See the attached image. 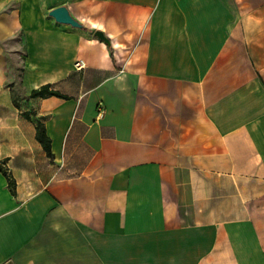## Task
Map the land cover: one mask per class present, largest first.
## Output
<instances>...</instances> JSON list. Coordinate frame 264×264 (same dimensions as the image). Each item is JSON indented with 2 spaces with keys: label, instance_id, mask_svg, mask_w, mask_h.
<instances>
[{
  "label": "crops",
  "instance_id": "0c3cea01",
  "mask_svg": "<svg viewBox=\"0 0 264 264\" xmlns=\"http://www.w3.org/2000/svg\"><path fill=\"white\" fill-rule=\"evenodd\" d=\"M0 162V264H264V0H0Z\"/></svg>",
  "mask_w": 264,
  "mask_h": 264
},
{
  "label": "trees",
  "instance_id": "16d2710c",
  "mask_svg": "<svg viewBox=\"0 0 264 264\" xmlns=\"http://www.w3.org/2000/svg\"><path fill=\"white\" fill-rule=\"evenodd\" d=\"M49 95L67 97V95L59 92L56 89L51 88L50 84H43L39 88L33 89L29 94V96L31 97H36V96L44 97V96H49ZM22 115L26 118H30V114L28 112H22ZM35 128H36V133H35L36 139L40 142L46 154L49 157H52L53 154L51 153V150H50V137L46 134L44 122L39 119L36 120ZM0 171L6 176L10 191L13 194H15L16 192L15 180L12 177V175L8 172V170L4 167L2 162H0Z\"/></svg>",
  "mask_w": 264,
  "mask_h": 264
},
{
  "label": "water",
  "instance_id": "95a60500",
  "mask_svg": "<svg viewBox=\"0 0 264 264\" xmlns=\"http://www.w3.org/2000/svg\"><path fill=\"white\" fill-rule=\"evenodd\" d=\"M49 15L52 16L56 21L60 23L70 24L72 26L80 27L82 23L76 20L69 12L65 5H59L51 8L49 10ZM94 35L110 44V39L104 34L103 31L96 29L94 30Z\"/></svg>",
  "mask_w": 264,
  "mask_h": 264
},
{
  "label": "rangeland",
  "instance_id": "374dc122",
  "mask_svg": "<svg viewBox=\"0 0 264 264\" xmlns=\"http://www.w3.org/2000/svg\"><path fill=\"white\" fill-rule=\"evenodd\" d=\"M12 95L14 97V100H20L21 99V96L16 91L12 92Z\"/></svg>",
  "mask_w": 264,
  "mask_h": 264
},
{
  "label": "built area",
  "instance_id": "2783aa9c",
  "mask_svg": "<svg viewBox=\"0 0 264 264\" xmlns=\"http://www.w3.org/2000/svg\"><path fill=\"white\" fill-rule=\"evenodd\" d=\"M76 65H77V66H81V65H82V60H77V61H76ZM100 111H101V110H100Z\"/></svg>",
  "mask_w": 264,
  "mask_h": 264
}]
</instances>
